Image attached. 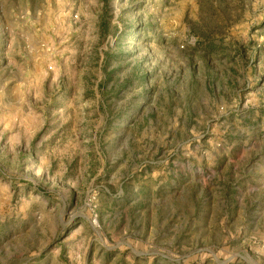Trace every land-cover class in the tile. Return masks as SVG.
<instances>
[{"label":"rangeland","instance_id":"1","mask_svg":"<svg viewBox=\"0 0 264 264\" xmlns=\"http://www.w3.org/2000/svg\"><path fill=\"white\" fill-rule=\"evenodd\" d=\"M0 264H264V0H0Z\"/></svg>","mask_w":264,"mask_h":264}]
</instances>
